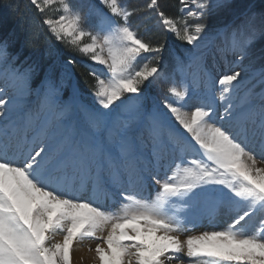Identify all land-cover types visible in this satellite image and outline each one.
Instances as JSON below:
<instances>
[{"label": "snow or ice", "instance_id": "snow-or-ice-1", "mask_svg": "<svg viewBox=\"0 0 264 264\" xmlns=\"http://www.w3.org/2000/svg\"><path fill=\"white\" fill-rule=\"evenodd\" d=\"M30 4L57 41L92 62L85 67L95 102L75 86L62 99L67 69L55 61L33 88L36 68L7 63V43H0V264H73L76 246L92 240L93 264H264V70L251 79L242 66L223 72L221 112L214 95L188 110L190 86L173 82L175 100L163 101L169 118L155 103L146 108L142 89L170 79L165 44L139 36L128 23L133 11L120 0H100L120 23L89 5L91 27L70 0ZM179 5L176 18L158 0L146 7L164 31L195 49L186 62L175 58L176 70L214 92L200 55L210 35L203 21L228 0ZM216 34L242 61L264 38V12L249 9L238 26ZM41 113L54 115V123L35 128ZM204 221L207 227L191 234Z\"/></svg>", "mask_w": 264, "mask_h": 264}, {"label": "trees", "instance_id": "trees-1", "mask_svg": "<svg viewBox=\"0 0 264 264\" xmlns=\"http://www.w3.org/2000/svg\"><path fill=\"white\" fill-rule=\"evenodd\" d=\"M70 1L76 4L82 14L85 6H101L97 0ZM120 1L133 11L129 23L139 36L153 43L164 42L166 53L171 49L180 52L184 50L182 47L186 45L188 47V44L163 30L158 18L146 7L149 0ZM178 6L179 0H158L159 9L173 18L180 15ZM249 9L257 14L264 12V0H231L227 7L212 14L211 18H218L221 26L232 21L231 27L235 28L243 19V15H240ZM44 15L30 4V0H0V43H7L11 64L21 69L29 65L34 66L37 71L31 83L32 86H36L43 79L45 70L54 61L58 66H63V62L74 60L75 62L69 64L68 69L77 89L84 98L92 96L94 79L88 75L85 67L86 64L92 63L69 45L57 41L47 30V26L42 24ZM88 24L86 22V25ZM33 32L38 33V39L33 38ZM262 41L261 44L264 46V39ZM55 75L59 79V67Z\"/></svg>", "mask_w": 264, "mask_h": 264}, {"label": "rangeland", "instance_id": "rangeland-1", "mask_svg": "<svg viewBox=\"0 0 264 264\" xmlns=\"http://www.w3.org/2000/svg\"><path fill=\"white\" fill-rule=\"evenodd\" d=\"M231 0H228L230 2ZM72 4V2L70 1ZM74 4V5H73ZM72 6L74 9H77L80 11V9L76 6V4L73 2ZM180 8V5L178 6ZM102 12H104L106 15L111 17V13H109L108 9L106 7L99 8ZM81 12V11H80ZM89 13V7L85 6L83 10V15L88 17ZM212 15L208 16L204 23L207 24L208 28L206 29V32L209 33V38L206 39L207 42H204L203 46L200 49V55L202 57V61L205 60L206 57V64L205 67L207 70H210L211 73L210 76V87L214 88L215 91L211 92L209 89H206L204 87H195L191 84V76L186 75L185 73H181L180 71L176 70V57H179L181 60L187 61L188 54L191 51H194L193 46L187 45L185 47H182L184 50H182L181 53L176 54V51L173 49L170 51L168 57H166L163 60V68L165 73L170 77V79H156L152 80L150 83L146 82L145 85L142 86L144 97H145V105L146 108L150 109L153 106V103L156 104L154 98L152 97L153 94H156L159 98H161L162 101H164L165 98H168L170 100H175V97L170 96L168 93V88L171 86L173 82L176 83L177 86H180L181 82H186L190 86V94L189 97L186 98V101L184 102L186 106L190 110L194 109L195 106H197L199 102V98L204 95L212 96L214 95L217 97L215 100V103L218 107V112L222 111V108L220 107V101L218 99L219 96V89L220 85L218 84L219 76L226 71L229 70H239V67L242 66L245 69H247V77L251 79L256 73H259L261 70H264V46L261 44L264 38L257 39L247 50V56L244 58V60L240 61L237 56H235L231 51L227 50V46L225 43V39L222 36L217 35V31L219 29L228 28L225 26H221L220 21L218 18H211ZM113 20L117 21V23H120V20L118 17H111ZM87 23H90L89 25H86ZM85 22V27H91L95 25V17H88ZM190 23H195V21H189ZM173 35V34H172ZM190 46V48H189ZM208 56H205V55ZM217 55V56H215ZM162 56V55H161ZM172 57H175L172 61L169 59ZM9 58H7V63H9ZM175 63V65H173ZM69 64L63 63V67L66 66L67 73L64 77L65 85L68 86V89L65 94H63V88L61 90L62 99L67 100L71 94H72V88L75 86V83L72 81L71 71H69L68 66ZM7 66V65H5ZM98 69H103V66L95 65ZM107 70L104 69V72ZM256 79H259L258 76H256ZM256 79L252 80V83L256 82ZM32 84V83H31ZM0 87H3V81H0ZM76 87V86H75ZM35 88V87H34ZM258 90V89H257ZM11 90H7L3 98L5 100H8V98L11 96ZM243 95L242 92L238 93L237 100L235 102H239V96ZM127 97V96H126ZM127 99V98H125ZM30 100L33 102V106H35L36 97L32 96L30 97ZM90 103L95 102V97L92 95L89 99ZM189 102H191L189 104ZM120 102L117 101V104ZM188 104V105H187ZM98 107V105H97ZM160 108V107H159ZM162 109V108H161ZM164 113L167 114L169 118H171V113L167 112V109L162 110ZM52 121L54 123V115L48 114V113H41L39 116V120L37 121L35 128H39L45 121ZM172 123L175 124V120L172 119ZM176 127L179 129L180 132H183L182 128H179V125H176ZM32 135V132H29V136ZM184 135H187L184 133ZM154 195V192H153ZM107 206H113L111 203ZM261 217L257 215L252 219V221L249 224V230H255L256 227L259 226ZM204 224L198 229L203 230ZM195 230L194 233L191 234H199L200 230ZM89 241H86L85 244H88ZM93 243H97L98 241H92ZM84 244V245H85ZM86 244V245H87ZM88 246V245H87ZM92 248L95 247V245L92 244ZM182 259H187L186 257H182Z\"/></svg>", "mask_w": 264, "mask_h": 264}, {"label": "bare ground", "instance_id": "bare-ground-1", "mask_svg": "<svg viewBox=\"0 0 264 264\" xmlns=\"http://www.w3.org/2000/svg\"><path fill=\"white\" fill-rule=\"evenodd\" d=\"M204 42H207V41L204 40L203 41V44H204ZM190 103L191 102H189V104ZM186 107H187L188 110H190L188 108V106H186ZM109 202H111V201H109ZM107 204H108V202H107ZM107 204H106V206H107ZM225 219H226V217H225ZM203 224H204V228L207 227V221H204ZM198 230H200V229H198ZM92 241L95 242V240H92ZM92 241H89L88 244L86 243L88 246L86 244L83 245V246H80V245H77L76 246V249L73 252V264H93V256H94V253L89 252L87 250V248L89 246H92V244L95 245V243H93Z\"/></svg>", "mask_w": 264, "mask_h": 264}]
</instances>
